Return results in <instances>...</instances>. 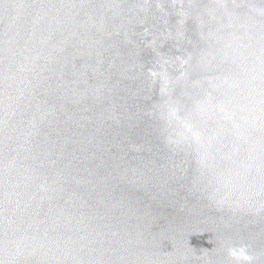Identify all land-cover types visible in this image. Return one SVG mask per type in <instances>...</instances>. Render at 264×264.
Segmentation results:
<instances>
[{
    "label": "water",
    "instance_id": "95a60500",
    "mask_svg": "<svg viewBox=\"0 0 264 264\" xmlns=\"http://www.w3.org/2000/svg\"><path fill=\"white\" fill-rule=\"evenodd\" d=\"M0 264H264V0H0Z\"/></svg>",
    "mask_w": 264,
    "mask_h": 264
}]
</instances>
